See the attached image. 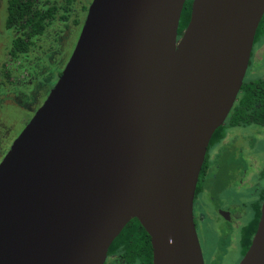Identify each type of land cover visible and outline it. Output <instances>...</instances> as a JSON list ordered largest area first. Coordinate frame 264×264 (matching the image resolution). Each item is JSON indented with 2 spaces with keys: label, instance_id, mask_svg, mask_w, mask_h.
<instances>
[{
  "label": "water",
  "instance_id": "1",
  "mask_svg": "<svg viewBox=\"0 0 264 264\" xmlns=\"http://www.w3.org/2000/svg\"><path fill=\"white\" fill-rule=\"evenodd\" d=\"M91 0L65 67L0 162V264H104L132 219L153 264H204L193 199L264 0ZM239 264H264V200Z\"/></svg>",
  "mask_w": 264,
  "mask_h": 264
},
{
  "label": "flooded vegetation",
  "instance_id": "2",
  "mask_svg": "<svg viewBox=\"0 0 264 264\" xmlns=\"http://www.w3.org/2000/svg\"><path fill=\"white\" fill-rule=\"evenodd\" d=\"M8 2L0 0V31L7 29L10 32V38L0 42L1 88L15 79L14 64L18 63L20 55H25H14L11 52L12 40L22 30L6 27ZM49 3H54L57 10L54 18L46 24L44 32L51 28L62 30L63 34L72 29H79L80 33L91 0L87 3L86 0H49ZM40 6L37 5L38 8ZM2 26L4 29H1ZM183 29L178 32V38ZM32 46L27 53L31 52ZM245 81L250 84L248 87H243ZM258 84H261L257 95L260 100L256 101L254 97L253 101L241 102L240 97L245 90L251 91ZM219 127H222L221 134L211 137L207 146L193 199V221L204 264L199 223L220 219L223 230L217 240L219 250L223 253L239 250L242 259L246 252L247 234L255 225L257 227L260 218L264 200V13L255 31L242 84L228 115ZM223 191L230 195L227 203L221 199ZM201 199L208 200L207 207L201 205ZM121 239L109 246L104 264L109 260L117 264H153L152 248L151 255H142V247H128ZM141 241H145L143 236L142 240H138Z\"/></svg>",
  "mask_w": 264,
  "mask_h": 264
},
{
  "label": "rangeland",
  "instance_id": "3",
  "mask_svg": "<svg viewBox=\"0 0 264 264\" xmlns=\"http://www.w3.org/2000/svg\"><path fill=\"white\" fill-rule=\"evenodd\" d=\"M4 16L5 13L2 16V25ZM61 31L48 28V31L45 30L42 35L33 39L31 52L20 55L18 63L14 64L15 79L0 87V162L36 109L46 99L73 51L79 29H72L64 34ZM8 38L10 32L7 29L0 31V42ZM229 198L230 195L223 191L222 201L227 203ZM206 201L201 199L203 207H207L208 200ZM219 221L221 222L214 218L213 222L198 224L205 263L239 264V250L226 253L219 250L217 240L223 230ZM106 264L117 263L109 260Z\"/></svg>",
  "mask_w": 264,
  "mask_h": 264
},
{
  "label": "trees",
  "instance_id": "4",
  "mask_svg": "<svg viewBox=\"0 0 264 264\" xmlns=\"http://www.w3.org/2000/svg\"><path fill=\"white\" fill-rule=\"evenodd\" d=\"M191 2L192 0H186L184 2L178 27L179 33L186 26L189 20ZM39 4H41V6L38 8L37 5ZM56 10V5L54 3H49V0H9L7 6L6 27L20 28L22 30L21 34L12 40L11 52L14 55L26 54L33 44V38L40 36L44 32L46 24L49 20L54 18ZM249 85L250 84L245 81L243 87H248ZM260 85L261 84L256 85L251 91L246 89L245 93L240 97V101H253L254 97H256V101H259L260 99L257 95L258 92H260L258 91V86ZM253 91L255 92V95ZM221 132L222 127H218L214 131L212 138L219 136ZM255 228L256 225L247 234V240L244 248L245 251L251 243V237ZM142 236L145 238V241L138 242V240H142ZM120 239L123 241L122 243L128 247H142V255H146V253L151 255L150 237L137 219L134 218L130 220L124 226L120 234L113 240L110 246L115 244Z\"/></svg>",
  "mask_w": 264,
  "mask_h": 264
}]
</instances>
